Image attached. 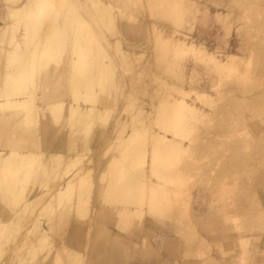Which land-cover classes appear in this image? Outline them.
Returning <instances> with one entry per match:
<instances>
[{
  "label": "rangeland",
  "instance_id": "1",
  "mask_svg": "<svg viewBox=\"0 0 264 264\" xmlns=\"http://www.w3.org/2000/svg\"><path fill=\"white\" fill-rule=\"evenodd\" d=\"M43 1L40 15L37 0H0V88L19 42L24 94L37 97L1 110L0 148L25 151L31 135L33 150L68 161H29L21 190L1 174L0 219L20 216L0 264H264V0ZM44 93L60 113L41 107Z\"/></svg>",
  "mask_w": 264,
  "mask_h": 264
},
{
  "label": "bare ground",
  "instance_id": "2",
  "mask_svg": "<svg viewBox=\"0 0 264 264\" xmlns=\"http://www.w3.org/2000/svg\"><path fill=\"white\" fill-rule=\"evenodd\" d=\"M38 2H39V0H37ZM41 3H42V6H43V4H44V1L42 0V1H40L39 3H38V5H39V7L37 8V9H39V11H40V8H41V12H40V15H41V13L43 12L44 13V11L46 10L45 9V7H44V9L42 8V6H41ZM46 3H48L47 2V0H46ZM45 3V4H46ZM49 7V6H48ZM38 11V12H39ZM45 12H47V10L45 11ZM28 13H30V11H28ZM27 13V14H28ZM33 13V12H32ZM32 13H30L31 14V18L33 19V17H34V15L32 14ZM37 13V12H36ZM27 14H26V17H27ZM32 15H33V17H32ZM30 16V15H29ZM28 16V17H29ZM35 17H36V15H35ZM41 17V16H40ZM39 17V18H40ZM26 19V18H25ZM36 19V18H35ZM31 20V19H30ZM27 21H28V19H27ZM31 21H33V20H31ZM34 27H36V26H34ZM10 30V31H6V30ZM33 29L34 28H32V27H27V32L25 33V35H24V38L26 39H24L23 40V43H25V41H26V43L25 44H21L20 46H22V45H24V46H22V49H23V47L25 48V46H26V44L28 43V40L30 39V36H31V34L32 33H34V31H33ZM4 30V29H3ZM13 30H14V28L12 27V25H9V26H7L6 27V29H5V31H6V34L7 33H9V35L10 36H13ZM31 30H32V33H31ZM35 30V29H34ZM36 30H37V28H36ZM36 32H38V31H36ZM12 34V35H11ZM27 34H29L28 36H27ZM88 34V33H87ZM86 34V35H87ZM8 34H7V36L8 37H10ZM39 35V34H38ZM88 37V36H87ZM37 38V37H36ZM84 38V37H83ZM83 38H81V39H83ZM89 38V37H88ZM87 39V38H86ZM78 40V39H77ZM85 40V39H84ZM33 42H35L34 40H32ZM79 42H81L80 40L78 41V45H79ZM30 43V42H29ZM75 43H76V41H75ZM82 43V42H81ZM18 44H19V42H17L16 43V45L10 50V51H8V54H7V63H8V61H9V64H7V65H10V64H12V65H15V66H13V68L10 70V71H5V73H3L4 74V76L2 75V82H3V86H2V88H0V89H2L3 90V93L4 94H2V97L1 98H3V100L2 101H0V111L2 110V111H4V109H6V108H11V109H20L21 107H23V104H25V103H27V102H31L32 100H34V99H36L37 97L35 96V95H32V94H28V93H25L24 94V90L27 88V84H26V79L27 78H24L23 76L25 75L26 76V72L27 71H25L24 70V68H22L21 66L22 65H27L28 63H27V60H24L25 58V56H24V52L23 51H19V50H21L20 48H18ZM34 45V44H33ZM76 46V48L77 49H75V47L73 48L74 50H78V49H81V47L83 48V46L80 44V48H79V46ZM85 45V44H84ZM30 46H32V45H30ZM191 46V45H190ZM91 47L92 46H90V49H91ZM86 49L87 48H89V47H85ZM85 48H83V49H81L82 50V52L79 50L78 51V53H80V55L79 56H77L76 55V58L78 57V58H80V60H81V65H82V61L83 62H85L84 64H87V62H88V60L86 61V59L85 58H87V55L89 54V53H91V52H93V50L91 49V52H90V50L88 51L87 50V52H88V54L86 53V50H84ZM34 50H35V45H34V48H33ZM39 49V48H38ZM0 50H1V48H0ZM27 50H29L28 48H27ZM42 52V51H41ZM33 53V52H32ZM6 54V53H5ZM87 54V55H86ZM92 54V53H91ZM28 55V54H27ZM33 55V54H32ZM36 55L37 54H35V51H34V55L32 56V59L31 60H33V59H35V57H36ZM39 55H40V52H39ZM46 55V54H45ZM90 56V57H89ZM93 60L95 59H97V58H95V56H94V54H93ZM88 58H90V63H88L87 65L88 66H92V62H94V61H92V56L89 54L88 55ZM28 59V58H27ZM46 59V58H45ZM41 60V59H40ZM76 61H77V59H75ZM26 61V62H25ZM75 61V62H76ZM79 61V60H78ZM77 61V64H79V66H78V68H81L80 70H77L76 68H77V66H76V63L75 64H73L74 65V69L76 70V71H78L77 73L78 74H81V75H83V70H84V72H88L89 73V71L91 72V71H93L94 69H93V67L92 68H90L91 70H89L88 71V66L87 65H85V66H87V67H85L84 66V68L82 69V67H81V65H80V62H78ZM39 62V60L37 61V63ZM29 64H31V67L32 66H35V64H36V61L34 60V61H32V62H29ZM40 64V63H39ZM39 64H37L38 66H39ZM90 64V65H89ZM23 66V67H24ZM30 66V65H29ZM83 66V65H82ZM12 67V66H11ZM31 67H29V73L31 72ZM36 67V66H35ZM32 69H33V67H32ZM85 69H87V71H85ZM93 69V70H92ZM33 71V70H32ZM73 71V70H72ZM76 71L74 72V73H76ZM79 71L80 72H82V73H79ZM34 72V71H33ZM39 72V71H38ZM76 73V74H77ZM87 73V74H88ZM93 74H96V71L95 72H92ZM92 73H89L90 75V77L92 76ZM35 75V74H34ZM37 75V74H36ZM80 75V76H81ZM30 77V76H29ZM34 77V76H33ZM89 77V78H90ZM94 76H92L91 78H93ZM83 78V77H82ZM85 78H86V76H85ZM0 79H1V77H0ZM30 79V78H29ZM36 79V81H37V78H35ZM75 79V78H74ZM88 79V78H87ZM25 80V81H24ZM48 80H50V78L48 79ZM6 81L8 82V84H9V81L11 82L9 85L6 83ZM20 81H23V82H20ZM35 81V82H36ZM52 81V80H51ZM13 82H16V83H14L13 84ZM17 82H19L20 84H17ZM4 83H6V84H4ZM46 83V82H45ZM12 84H13V86H12ZM26 86H25V85ZM4 85H7V87H5ZM21 85V86H20ZM85 86H86V84H84ZM14 87H16V88H14ZM87 87V86H86ZM85 87V88H86ZM88 87H89V85H88ZM87 87V88H88ZM4 88L6 89V88H8V90H4ZM13 88H14V90H13ZM23 88V89H22ZM25 88V89H24ZM9 89H10V91H9ZM54 89V88H53ZM17 90H23L22 92L20 91V93H18V91ZM49 90V89H48ZM16 92V93H15ZM17 93H18V95H17ZM0 94H1V92H0ZM64 94V93H63ZM15 96H17V98L15 97ZM39 96V95H38ZM59 96V95H58ZM44 100L43 101H45V103H44V105H42L41 107L43 108V109H49L50 111H52V112H54V113H60L61 111H62V108H63V105H64V101L63 100H61V99H51V96L50 95H45V93H44V95L43 96H41ZM61 97V96H60ZM93 101V100H92ZM13 107V108H12ZM69 108H70V106H69ZM76 108H78V107H76ZM72 109V108H71ZM80 109V108H79ZM90 109H91V111L92 112H94V110H96V108L95 107H90ZM75 112H77L78 111V109H73ZM88 110H89V108H88ZM0 112V124L1 123H5V121H6V119H7V116L3 113V112ZM56 111V112H55ZM89 112V111H88ZM35 113V112H34ZM34 113H32V111H27L24 115H23V117H24V119H23V121H26L32 114L34 115ZM70 113V112H69ZM72 114V113H71ZM90 114V113H89ZM93 114V113H92ZM92 114H90V115H92ZM70 117V116H69ZM95 117V116H94ZM94 117H92V118H94ZM92 118H91V120H92ZM90 120V119H89ZM90 120V121H91ZM88 124V123H87ZM90 124V123H89ZM88 124V125H89ZM87 125V126H88ZM1 128V127H0ZM1 132V131H0ZM23 132V131H22ZM33 132V131H32ZM4 133V132H3ZM30 134V133H29ZM35 134V133H34ZM0 135L2 136V134L0 133ZM19 135V132L17 133V136ZM4 136H6V135H4ZM32 136H34V135H32ZM135 136H136V134L135 135H133L132 133L128 136V138H127V141H125V147H129V146H131L132 144H133V142H134V139H135ZM27 137V136H26ZM3 138V137H2ZM30 138H32L31 137V135H30ZM30 138H29V141H26V142H24L25 143V147L27 148V150H25V151H21V150H18V148H16V146H18V144H20V143H14V144H11V146H9V148H8V150H4L3 148H0V168L3 166V171L1 172V170H2V168H1V170H0V176H1V178L4 180L5 178V175H6V177L8 178V175L10 174V175H12V177H10L9 176V178L8 179H6V181L5 182H7V183H4L5 185L6 184H8L9 183V185H10V183L12 182V185H13V182H16V183H20V184H18L20 187V190H21V187H23L24 186V184H25V182H26V180H28V176L30 175V173H31V166H32V162L34 161V160H38V158H39V160H40V162H42L45 166H46V169H47V167H48V165H49V167H50V165L51 164H54V162H56V161H62L61 163L63 164V162L64 163H66L67 161H68V156L67 155H65V154H62L60 151H48V153H45V152H42V151H39V150H33L32 149V146H31V144L32 145H35V143H36V140H35V138H37V137H33L34 138V140L35 141H30ZM166 137H164V136H162V137H159V138H157V140L160 142V141H165L164 139H165ZM38 139V138H37ZM166 139H168L169 140V138H166ZM24 141H25V139H23ZM0 141H2V143L3 144H7L6 142H4L3 141V139L1 140L0 139ZM20 142V141H19ZM122 142V141H121ZM38 143V142H37ZM30 144V145H29ZM62 145V144H61ZM60 145V146H61ZM2 146V145H1ZM31 147V148H30ZM52 147V146H51ZM37 148V147H36ZM128 151V150H127ZM45 154H47L49 157H46V160H43V155H45ZM8 160V161H7ZM9 160H11V164H10V162H9ZM7 161V162H6ZM29 161H32V162H30L29 163ZM59 161V162H60ZM6 164V165H8L7 163L9 162V168L8 167H6L5 166V168H4V163ZM12 162H13V164H12ZM26 163V164H23V163ZM27 162H28V164H27ZM49 162H51V164H48ZM1 163H2V166H1ZM41 163V164H42ZM47 163V164H46ZM58 163V162H57ZM29 164H31V166H30V168L29 167H27V166H29ZM34 164V163H33ZM39 164V163H38ZM62 164H61V166H62ZM25 165H27V166H25ZM58 165L60 166V164H57V167H58ZM38 166V165H37ZM44 166V167H45ZM11 167H12V169H11ZM21 167H23V168H21ZM44 167H41V169H40V167H39V169L40 170H43L44 171ZM56 167V166H55ZM59 168V167H58ZM58 168H56V169H58ZM17 169V170H16ZM32 169H33V167H32ZM49 169V168H48ZM50 169H54V167L52 166V168L50 167ZM6 170H7V172H6ZM11 170H14V171H17L16 172V174H13L14 172H11ZM35 171V170H34ZM36 171H37V169H36ZM5 172V174H3V176L1 175L2 173H4ZM32 173H34V172H32ZM8 174V175H7ZM37 173H35V175H36ZM44 174H45V171H44ZM34 174H31V177L33 176ZM38 175V174H37ZM123 176V178H124V180H125V177H126V175H125V177H124V175H122ZM128 177H127V180L126 181H124V180H122V182H130L129 181V179H130V175H127ZM11 178V179H10ZM119 178H122V177H119ZM129 178V179H128ZM33 179V178H32ZM3 180H1L2 182H3ZM0 181V183H2ZM28 182V181H27ZM26 182V184L28 185V183ZM30 182V181H29ZM122 182H121V184H122ZM126 183V184H127ZM143 183V182H142ZM144 184V183H143ZM2 185V184H1ZM12 185H10V186H12ZM18 185L16 184V186H14L13 185V187L14 188H16V190H17V187H18ZM124 186H125V183L123 184ZM122 185V186H123ZM123 186V187H124ZM129 186H130V184H128V186L126 185V187L127 188H129ZM27 187V186H26ZM67 187H68V185H67ZM67 187L66 188H63V189H67ZM125 187V188H126ZM2 188H3V185H2ZM7 188V185H6V187H5V189ZM9 188V187H8ZM63 189H61L60 191H56L55 192V195H53L52 197H50L49 198V200H48V203H53L54 202V205H55V207L57 208L58 207V204H60L61 203V200H63V197H64V193L66 192V190L65 191H62ZM3 191H4V189H2ZM14 190V189H13ZM12 190V191H13ZM23 191H24V193H26L25 191H27L25 188H23L22 189ZM30 190V189H29ZM59 190V189H58ZM151 191H152V189H150ZM12 191H11V195H12ZM23 191H21L22 193H23ZM151 191H149V193H150V196H151ZM17 192V191H16ZM20 191L18 192V194L19 193H21ZM4 193H6L5 191H4ZM3 193V194H4ZM7 193H9V191L7 192ZM29 194V193H28ZM2 195V194H1ZM9 195V194H8ZM25 195V194H24ZM18 196V195H17ZM20 197H21V195H19ZM19 196H18V198H19ZM27 196V195H26ZM25 199H26V197H25ZM12 200V199H11ZM14 200H17V199H14ZM13 201V200H12ZM56 201H58V202H56ZM150 207H152L153 206V201L151 202V198H150ZM30 202V201H29ZM60 202V203H59ZM57 204V206H56V204ZM50 205V204H49ZM27 206H30V203H29V205H27ZM27 206H25V207H27ZM2 207V206H1ZM10 207V206H9ZM29 207H27V209H28ZM56 208H54V209H56ZM22 209V208H21ZM26 209V208H25ZM26 209V210H27ZM23 210V209H22ZM19 212V211H18ZM18 212L16 211L15 212V216H20V215H18ZM21 213V212H20ZM9 214V213H8ZM14 215L12 216V217H7L8 219V223H5L4 222V220H2V219H0V238L1 237H3L2 239H3V242H4V244H5V246H6V242L7 241H9L8 240V238H11L12 240L11 241H13L14 240V237L16 236V232L15 231H13L14 230V228L13 227H17L18 226V221L19 220H17V217H14ZM23 215V214H22ZM6 216H7V214H6ZM43 225V224H42ZM13 232H15V234L13 233ZM40 235H42V238H44L45 239V233H44V235H43V233L42 234H40ZM40 235L38 236V237H40ZM6 236V237H5ZM5 237V238H4ZM37 237V238H38ZM6 238H7V240H6ZM37 238H36V240H37ZM2 239L0 240V245L2 244L3 245V243H1L2 242ZM37 242H39L38 240H37ZM44 242L46 243V241L44 240ZM48 242H49V240H48ZM48 242H47V244H48ZM36 243V242H35ZM39 244V245H38ZM36 243L35 245H34V242H32V245H34V247L33 246H31V244H30V247L32 248L33 247V249L35 248V246H40V248H41V245L42 244H40V243ZM4 246V247H5ZM3 247V246H2ZM30 247H29V249H30ZM42 247H44V246H42ZM0 249H3V248H1L0 247ZM95 249V248H94ZM97 260L95 259L94 261H91V263L92 264H102V263H100V262H96ZM112 261H114V260H110V262H109V264H114V262H112ZM27 262V261H26Z\"/></svg>",
  "mask_w": 264,
  "mask_h": 264
},
{
  "label": "crops",
  "instance_id": "3",
  "mask_svg": "<svg viewBox=\"0 0 264 264\" xmlns=\"http://www.w3.org/2000/svg\"><path fill=\"white\" fill-rule=\"evenodd\" d=\"M94 258V257H93ZM95 259H91L89 262L87 261V263L86 264H92L91 263V261H94ZM96 262H100V263H102V264H109V262H110V258H108V257H102V258H96ZM112 262H114V261H112ZM114 264H119V263H115L114 262Z\"/></svg>",
  "mask_w": 264,
  "mask_h": 264
}]
</instances>
